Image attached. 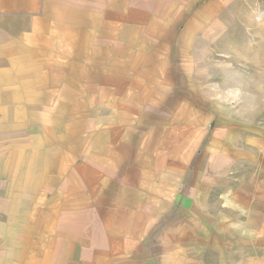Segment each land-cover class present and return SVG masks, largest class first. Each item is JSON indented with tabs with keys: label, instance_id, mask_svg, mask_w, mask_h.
Instances as JSON below:
<instances>
[{
	"label": "crops",
	"instance_id": "obj_1",
	"mask_svg": "<svg viewBox=\"0 0 264 264\" xmlns=\"http://www.w3.org/2000/svg\"><path fill=\"white\" fill-rule=\"evenodd\" d=\"M255 1L0 0V264H264L263 48L200 57Z\"/></svg>",
	"mask_w": 264,
	"mask_h": 264
},
{
	"label": "rangeland",
	"instance_id": "obj_2",
	"mask_svg": "<svg viewBox=\"0 0 264 264\" xmlns=\"http://www.w3.org/2000/svg\"><path fill=\"white\" fill-rule=\"evenodd\" d=\"M243 7L234 5L227 8L226 22L222 24L213 33L214 38L201 40L202 47L208 46L207 51H214L215 54L205 53L200 57L203 62L215 64V75L224 79L227 77L233 82L235 86L233 89L241 90V83H246V79L255 78L256 71L254 64L256 60V46L263 48L264 54V22H263V37L261 33L256 35V21L263 17L264 20V6H261V1L255 5ZM247 22V23H246ZM245 26H248L247 37L243 33ZM258 42V44H257ZM246 52V53H245ZM241 63L248 64V77L245 75L246 71L242 70ZM239 93V91L237 90Z\"/></svg>",
	"mask_w": 264,
	"mask_h": 264
}]
</instances>
